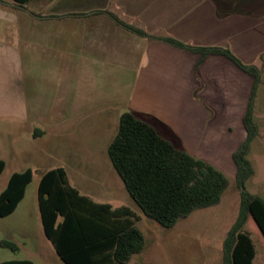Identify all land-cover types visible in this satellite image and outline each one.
<instances>
[{
  "label": "crops",
  "instance_id": "crops-1",
  "mask_svg": "<svg viewBox=\"0 0 264 264\" xmlns=\"http://www.w3.org/2000/svg\"><path fill=\"white\" fill-rule=\"evenodd\" d=\"M252 2L31 0L21 8L0 0V134L9 154L0 158L4 163L0 177L9 163L12 168L0 193L12 174L25 170L31 171L32 180L37 174L39 182L44 172L60 167L70 182L64 165L42 169L38 164L53 159L50 142L70 134L72 122L84 114H104L108 106L132 112L161 137L234 182L232 154L246 135L243 117L253 78L224 56H202L138 36L108 13L151 37L228 49L236 57L254 56L264 66V50L256 49L252 38L256 21L248 23L256 17L263 21L264 13H254ZM94 11L98 13L91 14ZM242 63L260 72L254 120L263 70L252 62ZM263 138L264 131L258 128L254 140ZM24 157L32 165L20 167ZM82 195L97 203L125 206ZM25 197L26 189L7 217L20 209ZM9 260L23 259L4 261Z\"/></svg>",
  "mask_w": 264,
  "mask_h": 264
},
{
  "label": "trees",
  "instance_id": "trees-1",
  "mask_svg": "<svg viewBox=\"0 0 264 264\" xmlns=\"http://www.w3.org/2000/svg\"><path fill=\"white\" fill-rule=\"evenodd\" d=\"M25 7L31 0H9ZM97 11L91 12L96 14ZM81 15V14H79ZM108 15L138 36L160 40L177 49L221 55L253 78L249 103L243 117L245 138L232 154L236 166L234 182L239 190L236 218L222 241L221 264H253L254 243L246 228L252 219L264 239V200L246 190L253 175L248 159L258 128L253 120L254 96L260 82L259 70L243 64L228 49L192 47L172 38H155ZM111 165L140 212L158 225L171 229L192 213L219 205L229 187V178L210 163L192 156L161 137L132 112L120 115L117 132L107 147ZM4 168L0 160V174ZM32 180L30 170L14 173L0 193V217L12 214ZM37 206L42 232L56 256L64 264H128L145 246L137 227L140 216L126 206L97 203L80 194L57 167L44 172L37 184ZM0 247L17 252L10 241ZM0 264H35L29 260H9Z\"/></svg>",
  "mask_w": 264,
  "mask_h": 264
},
{
  "label": "rangeland",
  "instance_id": "rangeland-1",
  "mask_svg": "<svg viewBox=\"0 0 264 264\" xmlns=\"http://www.w3.org/2000/svg\"><path fill=\"white\" fill-rule=\"evenodd\" d=\"M251 1L256 5L254 6L256 9H253L254 13H264V0ZM211 2L218 3V0H211ZM226 3L229 4V2ZM258 19L250 18L248 23H252V20L256 21L254 28L256 36L253 34L252 38L255 40L256 49L258 46L260 50H264V20ZM256 37L260 40H256ZM238 56L242 62H252L263 70L262 80L264 81L262 60L255 59L254 56H252L254 58L244 57L242 54ZM259 92V104L256 106L257 114L254 121L263 132L264 86ZM104 110L106 112L97 117L84 114L83 119L72 122L74 127L70 134L50 142L53 159L46 164L38 165L42 169H49V165L51 167L64 165L70 185L80 194L88 193L99 202L128 206L141 216L137 227L144 235L145 246L143 251L134 255L128 264H221L222 241L234 222L239 208V190L235 182L230 180V187L219 205L195 211L187 219L179 220L171 229L158 225L145 217L137 208L107 155V147L117 132V115L123 110L114 106L105 107ZM5 140L6 138L0 134V158H9L8 150L3 146L4 143L2 144ZM19 148L23 155L24 147ZM55 159H59L61 163ZM248 159L253 167L254 175L246 182V190L264 200V138L262 141H253ZM21 164L20 167L32 165L26 157L18 165ZM16 167L15 169H19V166ZM11 169V163H9L7 171L0 177V191ZM37 184L38 176L34 174L32 182L26 188L25 201L20 209L12 216L0 217V241L7 240L18 247L15 253L0 247V262L17 258L38 264H64L43 235L37 210ZM252 185L256 186L252 188ZM246 228L256 250L253 264H264V239L252 219H248Z\"/></svg>",
  "mask_w": 264,
  "mask_h": 264
}]
</instances>
